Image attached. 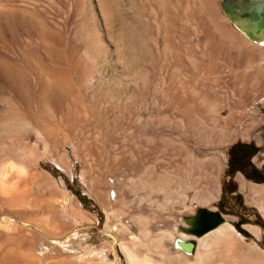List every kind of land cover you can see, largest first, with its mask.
<instances>
[{"label": "rangeland", "instance_id": "1", "mask_svg": "<svg viewBox=\"0 0 264 264\" xmlns=\"http://www.w3.org/2000/svg\"><path fill=\"white\" fill-rule=\"evenodd\" d=\"M220 1L0 0V264L264 263L254 222L222 211L240 234L208 249L181 229L234 140L264 160V43Z\"/></svg>", "mask_w": 264, "mask_h": 264}, {"label": "flooded vegetation", "instance_id": "2", "mask_svg": "<svg viewBox=\"0 0 264 264\" xmlns=\"http://www.w3.org/2000/svg\"><path fill=\"white\" fill-rule=\"evenodd\" d=\"M231 1L235 4L240 2ZM260 150V145L253 140H234L228 147V157L221 174L216 208L234 215V224L242 229L249 222L264 227V214L253 202L254 194L247 186V182H251L262 185L264 190V160L258 159ZM241 181L245 183L244 186Z\"/></svg>", "mask_w": 264, "mask_h": 264}, {"label": "water", "instance_id": "3", "mask_svg": "<svg viewBox=\"0 0 264 264\" xmlns=\"http://www.w3.org/2000/svg\"><path fill=\"white\" fill-rule=\"evenodd\" d=\"M221 6L234 25L252 40H264V0H240L239 4L231 0H222ZM186 226L181 229L188 235L201 236L225 220L224 214L217 208L197 207L193 214L185 215ZM180 247L187 252L194 248L193 239L177 238Z\"/></svg>", "mask_w": 264, "mask_h": 264}, {"label": "bare ground", "instance_id": "4", "mask_svg": "<svg viewBox=\"0 0 264 264\" xmlns=\"http://www.w3.org/2000/svg\"><path fill=\"white\" fill-rule=\"evenodd\" d=\"M262 42L264 43V40H262ZM249 187H250L251 192L257 195V199L255 197L254 202L260 208V210L264 213V190L262 188V185H257V184L252 183L249 185ZM214 196H215V194H213L211 196H206L205 201L210 202L214 198ZM226 219H228V218L225 217V220L223 222L219 223L217 226H215L214 228L207 231L206 232L207 235H205V237H202L203 238L202 240L200 239L201 244H202V246H204L205 249H208L212 245V243L214 244L215 242L222 240L223 237H225L228 233L236 232V233L240 234V232L235 228V226L233 224L229 223ZM248 228L253 233L259 234V228L258 227L249 226ZM185 235H186V233L183 234V237ZM180 239H182V238H180ZM177 245L180 246L178 242H177ZM122 248H123V250L125 249L123 246H122ZM202 256H203L202 253H198L199 259L202 258ZM149 261H150V264H167L164 261L161 262V261H158L154 258L149 259ZM143 262H145V261H143ZM146 262H148V261L146 260ZM221 263L222 264H264L263 261H261V259H256L252 256H246V255H240V254H235L230 259H228V258L221 259ZM135 264H143V263L137 262Z\"/></svg>", "mask_w": 264, "mask_h": 264}, {"label": "built area", "instance_id": "5", "mask_svg": "<svg viewBox=\"0 0 264 264\" xmlns=\"http://www.w3.org/2000/svg\"><path fill=\"white\" fill-rule=\"evenodd\" d=\"M175 246L181 248L177 245V242H175ZM80 253L85 257L97 260L107 259L111 262H115L116 259L110 250V246L104 242H92L84 249V251H81Z\"/></svg>", "mask_w": 264, "mask_h": 264}, {"label": "trees", "instance_id": "6", "mask_svg": "<svg viewBox=\"0 0 264 264\" xmlns=\"http://www.w3.org/2000/svg\"><path fill=\"white\" fill-rule=\"evenodd\" d=\"M236 227H237L240 231H243V232H245V233H248L246 230H244V229L238 227L237 225H236ZM92 242H97V241H92ZM92 242H90V243H92Z\"/></svg>", "mask_w": 264, "mask_h": 264}, {"label": "crops", "instance_id": "7", "mask_svg": "<svg viewBox=\"0 0 264 264\" xmlns=\"http://www.w3.org/2000/svg\"><path fill=\"white\" fill-rule=\"evenodd\" d=\"M249 186V185H248ZM250 188V187H249ZM183 252H186L185 250L181 249Z\"/></svg>", "mask_w": 264, "mask_h": 264}]
</instances>
